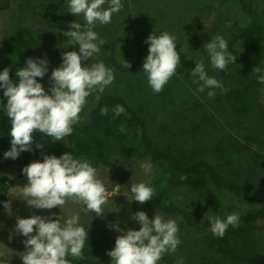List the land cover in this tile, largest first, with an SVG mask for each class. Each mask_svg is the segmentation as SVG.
I'll return each mask as SVG.
<instances>
[{
    "label": "rangeland",
    "instance_id": "374dc122",
    "mask_svg": "<svg viewBox=\"0 0 264 264\" xmlns=\"http://www.w3.org/2000/svg\"><path fill=\"white\" fill-rule=\"evenodd\" d=\"M123 8L114 13L111 23L101 25L96 22L93 29L106 41L101 51L94 54L83 65L104 62L115 74L114 82L103 94H113L138 113L144 122V131L154 139L159 150L174 152L188 163L210 162L220 171L224 183L244 180L243 168L237 165L239 152L250 159L257 156L264 166V84L257 82L253 74L256 67L264 74V0H121ZM69 0H0V49L3 44L21 28H27L38 38L42 59H47L48 73L38 78L51 95L52 70L63 62L67 51L79 52V45L68 42L63 33L71 31L74 22L86 25L83 15L68 12ZM106 0L104 8L109 6ZM164 31L176 37L177 51L181 56V66L160 93L149 86L143 64L149 54L145 43L152 34ZM217 35H222L228 43V51L237 57L226 70L212 67L204 45ZM183 49V51H182ZM57 50V51H56ZM56 51L61 56L50 60L48 52ZM126 60L131 68L124 66ZM203 60L210 77L224 85L225 92L215 89L210 98L205 89L197 91L191 71L196 62ZM198 79V78H196ZM100 94V95H103ZM96 94L87 98L80 113L82 126L89 121L96 105ZM205 115L204 118H202ZM36 162L35 158L30 163ZM43 162V159H42ZM150 161H130L115 169L98 173L106 187L108 203L103 214L96 216L87 211L82 203L68 200L60 209H35L22 200L21 190L28 184L27 177H19L18 165L13 164L3 170V174L13 181L7 193L0 197V264H23L20 253L25 252L27 238L15 233L17 217L30 218L72 215L79 216L80 225L85 230L102 229L109 236L117 238L127 230H139L141 225L132 219L135 213L143 211L151 219L157 211L147 209L129 197L133 184L146 183L157 192L162 186V175L153 167L146 172L141 164ZM110 170V171H109ZM131 181L132 185H129ZM211 194L213 197L211 198ZM198 201L206 226L189 228L178 220L181 243L175 253H166L172 262L178 264H241V259H252L264 254V232L255 231L243 239L232 236L219 238L230 247L222 250L211 231V218L222 219L238 213L239 219L256 208L252 197L236 196L226 188L210 187L207 192L183 190L175 203L183 206ZM10 202V207L4 204ZM159 213V212H158ZM165 219L178 217L166 216ZM119 225L121 231L109 225ZM35 234V233H33ZM11 237V238H10ZM70 264L79 259L67 257Z\"/></svg>",
    "mask_w": 264,
    "mask_h": 264
},
{
    "label": "clouds",
    "instance_id": "9594fccd",
    "mask_svg": "<svg viewBox=\"0 0 264 264\" xmlns=\"http://www.w3.org/2000/svg\"><path fill=\"white\" fill-rule=\"evenodd\" d=\"M106 0H69L68 12L75 16L81 14L86 21L82 26L78 22L70 24L71 31L64 32L68 42L79 45V52L67 51L62 56V64L52 70L51 95L37 81L48 73V60L32 59L26 66L16 70L19 83L10 79L9 69L0 72V87L7 97L6 114L11 121V148L4 153L5 159H17L22 152L32 151L36 133H43L52 142L64 141L73 133V126L80 122L87 98L96 94L100 100L105 89L115 80L114 70L106 67L104 62L82 64L101 51L106 41L100 38L93 29L96 22L101 25L111 23L114 13H119L123 4L121 0H110L104 8ZM176 37L164 31L160 35L152 34L145 41L149 45V54L143 64V72L147 74L149 86L155 93H160L169 80L177 74L181 66V56L177 51ZM210 57L211 65L217 70H226L230 63H236L237 57L228 51V43L222 35H217L204 45ZM183 51V49H182ZM124 66L131 65L124 60ZM257 82L264 84V74L260 67L253 70ZM193 83L198 85L197 91L214 98L215 89L225 92L224 85L216 78L210 77L205 70L203 60L196 62L191 71ZM198 78V79H196ZM109 109H101L107 115ZM124 108L117 105L114 116L123 113ZM38 148L43 145L37 144ZM141 167L150 171L152 165L143 163ZM110 171V170H109ZM28 184L18 187L24 201L35 209H60L68 200L82 203L87 211L96 216L103 214V207L108 203L107 190L103 182L97 178V169L87 157L77 159L73 154L65 153L59 158L55 155H44L43 162L30 163L23 169ZM131 192L135 201L145 204L152 200L154 189L144 182L133 184ZM10 202L4 204L9 208ZM141 227L139 230H127L117 236L115 247L107 253L112 264H158L166 253H175L181 243L177 219H165L158 212L153 218L143 212L132 217ZM239 214L232 213L222 219L220 216L211 218L210 231L218 238H223L229 226L236 227ZM121 231L119 225H109ZM15 233L23 235L26 251L20 253L23 264H70L69 255L84 259L83 249L88 232L80 225L79 216H39L30 218L17 217ZM35 233V234H33ZM11 238V237H10ZM178 264H184L183 259Z\"/></svg>",
    "mask_w": 264,
    "mask_h": 264
},
{
    "label": "trees",
    "instance_id": "16d2710c",
    "mask_svg": "<svg viewBox=\"0 0 264 264\" xmlns=\"http://www.w3.org/2000/svg\"><path fill=\"white\" fill-rule=\"evenodd\" d=\"M56 51L48 52L47 56L50 60L61 56V53H55ZM29 58L42 59L41 46L32 31L21 28L0 49V72L9 69L10 79L18 84L19 77L16 75V70L26 66ZM6 104L7 97L4 96V89L0 87V197L4 196L13 184V181L3 174L4 169L17 164L19 177H22L23 169L31 160L35 158L36 161L42 162L44 155H55L59 158L69 153L77 159L87 157L97 169V174L101 170L103 172L106 169H115L125 162L147 160L162 175V186L157 192H153L152 200L143 205L133 200L131 186L129 198L135 203L166 216L183 217L181 221L187 227L199 228L207 225L200 203L191 201L179 206L175 203L176 197L183 190L205 193L212 186L219 189L224 187L236 196H251L252 203L256 205L254 210L239 219L238 226H229L225 236L243 239L255 231L264 232V166L263 161L257 160V156L250 159L249 154L239 152L236 156L239 162L237 165L239 168L244 167L238 171L241 172L245 168L244 180L226 185L214 164L203 161L188 163L170 149H156L154 139L144 131L141 116L132 111L120 98L113 94H103L91 111L89 121L82 126L75 124L73 133L65 137L64 141L52 142L45 134L36 133L32 151L22 152L15 160L5 159L4 153L11 148V121L6 114ZM117 105L124 108L123 113L118 117L114 116L113 112ZM104 107L109 109L107 115L101 114V109ZM37 144L43 147L38 148ZM132 184L130 181L129 185ZM1 206L0 203V216ZM86 231L88 240L83 249L84 259H79L76 264H112V258L107 253L114 249L116 239L102 229ZM215 243L222 250L230 248L219 238L215 239ZM158 264L176 263L163 256ZM241 264H264V254L260 256L257 254L252 259L243 257Z\"/></svg>",
    "mask_w": 264,
    "mask_h": 264
}]
</instances>
